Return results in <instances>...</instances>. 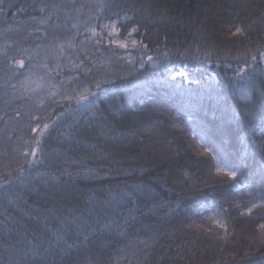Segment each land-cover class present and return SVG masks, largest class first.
<instances>
[{
	"label": "trees",
	"instance_id": "trees-1",
	"mask_svg": "<svg viewBox=\"0 0 264 264\" xmlns=\"http://www.w3.org/2000/svg\"><path fill=\"white\" fill-rule=\"evenodd\" d=\"M262 225L264 0H0V264H264Z\"/></svg>",
	"mask_w": 264,
	"mask_h": 264
},
{
	"label": "rangeland",
	"instance_id": "rangeland-1",
	"mask_svg": "<svg viewBox=\"0 0 264 264\" xmlns=\"http://www.w3.org/2000/svg\"><path fill=\"white\" fill-rule=\"evenodd\" d=\"M28 89L29 90H38L42 87V84L38 81V78H33V79H30L28 82ZM45 85H43L44 87ZM64 89V88H63ZM86 91H80V93L78 95H76L75 97H79V96H82ZM198 138V137H197ZM199 142L201 144L204 145V142L202 141V139L198 138ZM216 167L217 169L219 168V172H223V173H226L225 169L227 171H232L230 168L228 167H225L224 165H222L221 163L218 162V160H216ZM218 171V170H217ZM214 218H212V221L215 222V223H219L217 222L219 220V216L218 215H213Z\"/></svg>",
	"mask_w": 264,
	"mask_h": 264
},
{
	"label": "snow or ice",
	"instance_id": "snow-or-ice-1",
	"mask_svg": "<svg viewBox=\"0 0 264 264\" xmlns=\"http://www.w3.org/2000/svg\"><path fill=\"white\" fill-rule=\"evenodd\" d=\"M134 30H135V29H134ZM237 31L239 32L240 30L237 29ZM81 99H85V97L82 96ZM45 127H47V125H46ZM204 150H205L206 152L211 151V149L208 148L207 146H205ZM215 158H216V157L213 156V159H215ZM217 170L219 171L220 169L218 168ZM225 171H226L227 175H229V176H231V177H233V178H235L236 175H237V173H236L235 171H227L226 169H225ZM249 212H251V209H249ZM261 227H264V225H262Z\"/></svg>",
	"mask_w": 264,
	"mask_h": 264
}]
</instances>
